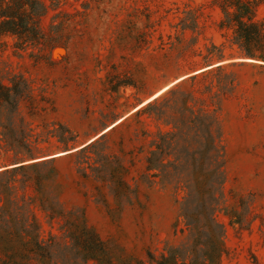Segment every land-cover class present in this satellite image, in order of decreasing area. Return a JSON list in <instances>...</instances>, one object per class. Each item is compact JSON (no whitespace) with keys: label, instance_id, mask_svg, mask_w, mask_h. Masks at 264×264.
<instances>
[{"label":"rangeland","instance_id":"obj_1","mask_svg":"<svg viewBox=\"0 0 264 264\" xmlns=\"http://www.w3.org/2000/svg\"><path fill=\"white\" fill-rule=\"evenodd\" d=\"M218 1L70 0L45 19L44 54L0 48L13 264H158L195 229L223 264H264V61L220 29ZM240 135L249 160L233 153Z\"/></svg>","mask_w":264,"mask_h":264},{"label":"trees","instance_id":"obj_2","mask_svg":"<svg viewBox=\"0 0 264 264\" xmlns=\"http://www.w3.org/2000/svg\"><path fill=\"white\" fill-rule=\"evenodd\" d=\"M69 2L70 0H0V48L7 47L9 45L8 40L12 39V46L18 51L32 49V55L34 56H36L35 51H38L41 55L44 54L47 48H52L53 46L52 42L47 41L45 19L50 9L56 10ZM262 5H264V0L218 1V6L224 15L220 23V29L231 31L234 35L235 43L246 49L249 57L259 58L264 61V20L257 18L258 10ZM0 94L3 93L0 92ZM2 97L7 98L6 93ZM142 110H138V112ZM166 143L174 149L169 138ZM160 146L163 145L160 144ZM161 154L163 158H167L173 152L164 147ZM189 156L190 144L188 142L186 144L182 143L180 153L176 157L174 156L173 160L169 159L172 164L169 165L167 163L165 166H172L174 172L187 169L189 168V165H187ZM217 156L223 158L225 154L222 151H217ZM212 164L211 160L210 165ZM200 166L201 164L198 167ZM167 175L170 178L172 172ZM205 182H207V174L206 177L199 181V184L201 185ZM180 183L181 181H178L176 186V189L180 190L178 194L181 193V190L184 191V188H187V183L184 186L180 185ZM189 191L197 192L198 189L190 188ZM31 226L24 228L21 225L23 229L18 230L32 231ZM206 234V230L195 229L193 237H191L185 248L181 251L174 249L169 256H164L161 261L158 259L156 262L158 264H223L221 255L215 247L206 248L207 245L214 244L213 241L207 238L202 240L197 237ZM13 239H16L13 233H5L0 230V264H13L20 256L21 251L19 250L6 251L5 245ZM29 239H33L32 241L36 242L37 245H41L42 241L37 238L36 232L29 236ZM152 258L154 260V257Z\"/></svg>","mask_w":264,"mask_h":264},{"label":"crops","instance_id":"obj_3","mask_svg":"<svg viewBox=\"0 0 264 264\" xmlns=\"http://www.w3.org/2000/svg\"><path fill=\"white\" fill-rule=\"evenodd\" d=\"M228 128V127H227ZM228 129H230L231 131H233V127H230V128H228ZM236 134H235V132H234V136H235ZM236 141V144L234 145V147H232V150H234L235 149V152H233V153H236V155L237 156H239L240 158H242V159H244V160H249V159H251V156L250 155H248V154H243V151H245L246 149H247V147H245V145H246V139L244 140L242 137H241V135H240V138H238L237 140H235ZM248 146H251V147H254V145L252 144V143H254V141H258L257 139H253V138H249L248 140ZM263 147V146H262ZM236 156V157H237ZM237 159H238V157H237ZM243 162V161H242Z\"/></svg>","mask_w":264,"mask_h":264},{"label":"bare ground","instance_id":"obj_4","mask_svg":"<svg viewBox=\"0 0 264 264\" xmlns=\"http://www.w3.org/2000/svg\"><path fill=\"white\" fill-rule=\"evenodd\" d=\"M150 99H152V98H150ZM148 101H150V100H148ZM145 103H147V102H145ZM145 103L141 104L139 107H141V106L144 105ZM139 107H137L135 110H137ZM111 127H113V125L110 126L109 128H107V130L110 129Z\"/></svg>","mask_w":264,"mask_h":264}]
</instances>
